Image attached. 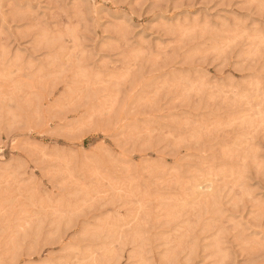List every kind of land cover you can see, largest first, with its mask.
I'll list each match as a JSON object with an SVG mask.
<instances>
[{"label":"rangeland","instance_id":"rangeland-1","mask_svg":"<svg viewBox=\"0 0 264 264\" xmlns=\"http://www.w3.org/2000/svg\"><path fill=\"white\" fill-rule=\"evenodd\" d=\"M0 264H264V0H0Z\"/></svg>","mask_w":264,"mask_h":264}]
</instances>
